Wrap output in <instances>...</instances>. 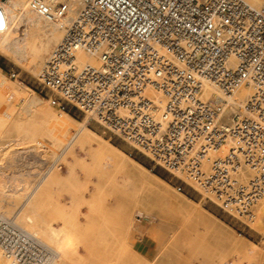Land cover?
Returning <instances> with one entry per match:
<instances>
[{
  "label": "built area",
  "instance_id": "1",
  "mask_svg": "<svg viewBox=\"0 0 264 264\" xmlns=\"http://www.w3.org/2000/svg\"><path fill=\"white\" fill-rule=\"evenodd\" d=\"M0 0V32L7 15ZM61 39L46 56L39 93L59 110L89 112L108 139L174 177L242 228L264 194V8L244 0H79ZM54 21L67 0H32ZM82 51L95 63H80ZM223 96L251 88L247 115L221 116ZM164 97L159 107L148 96ZM225 156H213L227 139ZM248 167L253 176L236 179ZM17 212L0 215V254L7 264H51L55 251L23 228Z\"/></svg>",
  "mask_w": 264,
  "mask_h": 264
},
{
  "label": "bare ground",
  "instance_id": "2",
  "mask_svg": "<svg viewBox=\"0 0 264 264\" xmlns=\"http://www.w3.org/2000/svg\"><path fill=\"white\" fill-rule=\"evenodd\" d=\"M31 1H3V9L7 15V28L0 32V54L19 65L20 68L27 70L37 79L46 56L61 39L63 27L74 16L80 2L79 0H67L69 4L67 15L59 20L50 21L31 7ZM244 1L254 8H264V0ZM21 23L24 25L22 33L19 32ZM46 25L52 27L54 32L53 34L48 33L45 46L38 48L34 45V39ZM50 43L54 44L49 49ZM41 49L45 53L48 51L44 59L41 55ZM77 54L80 63H95L97 61V59L85 57L82 51ZM6 84L5 74L0 71L1 99L9 96ZM201 93L208 97H222L224 101L221 102V116H228L230 122L233 115H247L245 102L251 94V88L247 86L242 85L232 94L223 96L214 84L203 81ZM12 96L16 99V107L10 112L11 116L8 118L10 128L1 131L4 124L0 122V153L11 145L21 143L19 133L24 130L26 125L30 124L33 113H36L40 120H47L45 101L33 103V101L29 100L28 91L23 89H19L17 93L13 92ZM148 96L159 107L163 106L165 99L160 93L151 88L148 89ZM92 118L94 117L89 112L85 113L82 121H76L66 113H53L49 119V136L42 140L44 144L42 154L44 158H47L49 154L48 141L46 139H49V143L52 145L51 148L54 146L53 148L58 151L46 175L40 179L43 181L48 174H59L62 178L74 180L75 169L87 165L89 161L90 154L86 147L96 150V154L100 158V165H98L93 179L98 192L101 195H121L123 198L125 197L132 203L133 215H123L113 221L102 220L91 242L93 245L101 246L105 242L112 240L113 234L118 231L122 230L125 231L124 234L128 233L131 226H133L134 215L137 211L146 217L156 206L171 207L182 216H193L194 223L202 227V229L210 228V225L205 220L206 216H212L209 212L206 211L205 215L201 214L197 210V202L188 199L183 193L178 192L176 188L152 174L147 168L131 159L118 147L108 144L99 133L88 127V123ZM233 144V139L229 138L211 155L225 156ZM62 164H64V170H62ZM233 176L236 179L247 180L253 176V171L248 167L242 166L234 170ZM39 182L37 183L39 184ZM73 189L77 190V187L75 186ZM19 191L1 187L0 202H3L4 196L19 198V195H21ZM33 193L34 189L29 191L25 197L23 196L21 208L27 205ZM61 206V201L57 199L53 206L54 212H59ZM254 210L255 219L264 217V194L256 202ZM24 222L26 230L35 235L39 233L43 236L46 244L56 253L54 260L58 259L62 264H88V258H92L95 261L94 264H124L108 252L97 253L92 256L84 254L83 246L86 244V239L77 234L75 224L66 218L62 221L52 218L46 219L42 218L35 210H31L29 214L25 215ZM181 254L182 250H178L175 253V259H180ZM54 260L51 264H53ZM129 262H136L137 264H166L168 261L165 255L157 252L152 258L142 254H134ZM249 262H264V252L257 244L245 241L238 257L223 264H248ZM0 264H7L1 254Z\"/></svg>",
  "mask_w": 264,
  "mask_h": 264
},
{
  "label": "rangeland",
  "instance_id": "3",
  "mask_svg": "<svg viewBox=\"0 0 264 264\" xmlns=\"http://www.w3.org/2000/svg\"><path fill=\"white\" fill-rule=\"evenodd\" d=\"M20 25L19 32L22 33L24 25L22 23ZM53 32L54 29L46 25L36 35L34 45L38 48L45 46L48 33L53 34ZM53 44H49V49ZM47 52L45 53L41 49L43 59ZM0 71L5 74L9 93V96L0 98V122L4 124L1 131L10 128L8 118L11 116L10 112L16 107V99L12 93H17L19 89L27 90L29 100L33 103L45 101L47 110V120L42 121L36 116V113H33L30 124L26 125L24 130L19 133L21 143L11 145L0 153V188L17 189L21 193L19 198L4 196L3 202H0V215L9 216L16 211L18 213L17 221L25 229V215L29 214L31 210H35L42 218H46L44 212L45 189L46 184L49 183V218L59 221L66 218L72 221L77 233L86 239L83 250L87 256L108 252L120 262L122 261L121 263L137 264L129 262L134 254L152 258L155 253L159 252L167 257L166 264H223L238 257L245 241L257 244L264 252V217L255 219L254 207L256 203L252 209V218L247 222L248 227L242 228L238 222H234L223 214L216 205L209 201L205 202L202 195L188 187H184L182 193L188 199L198 203L197 210L201 214L205 215L207 211L212 215L205 217L210 228L202 229L194 223L193 216H182L171 207L156 206L146 217L137 211L134 215L133 226L128 233L124 234L125 231H118L113 234L112 240L101 246L93 245L91 242L102 220L113 221L123 215H133L132 203L125 197L101 195L98 192L93 179L97 167L100 165V158L97 156L96 150L86 147L90 154L89 161L87 165L75 169L74 180L62 178L59 174H48L41 181L58 151L53 148L54 146L51 148L49 139H46L49 154L47 158H44L42 154L44 146L42 140L49 136V119L53 113H66L74 120L82 121L85 114L59 110L48 102L49 100L42 93H39L38 78L36 79L27 70L20 68L19 65L8 60L2 54H0ZM88 127L99 133L108 144L118 147L152 174L176 188L179 182L162 169L153 167L146 157L136 153L129 155L130 148L126 144L118 140H109L108 135L96 123L90 121ZM62 170H64V164H62ZM75 186L77 190L73 189ZM33 189L34 193L27 205L21 208L23 198ZM57 199L61 201L62 206L59 212H54L53 206ZM64 202L71 204V209H67ZM19 207L20 209H18ZM36 235L46 243L43 236L39 233ZM140 248L143 250L141 251ZM178 250H182V254L180 259H175V253ZM87 262L94 264L95 261L88 258ZM53 264H62V262L56 259ZM248 264H264V262H249Z\"/></svg>",
  "mask_w": 264,
  "mask_h": 264
},
{
  "label": "crops",
  "instance_id": "4",
  "mask_svg": "<svg viewBox=\"0 0 264 264\" xmlns=\"http://www.w3.org/2000/svg\"><path fill=\"white\" fill-rule=\"evenodd\" d=\"M45 199H46V203H45V207H44V212H45V217L47 219H49V183L46 184V189H45ZM64 205L66 206L67 209H71V204H69L68 202H64ZM75 220L78 222V220L76 219V217H74ZM79 235V233H77ZM141 251L143 250L142 248H140Z\"/></svg>",
  "mask_w": 264,
  "mask_h": 264
}]
</instances>
